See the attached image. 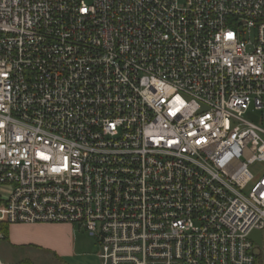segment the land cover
Returning a JSON list of instances; mask_svg holds the SVG:
<instances>
[{"label": "built area", "instance_id": "1", "mask_svg": "<svg viewBox=\"0 0 264 264\" xmlns=\"http://www.w3.org/2000/svg\"><path fill=\"white\" fill-rule=\"evenodd\" d=\"M40 224L264 264V0H0V242Z\"/></svg>", "mask_w": 264, "mask_h": 264}, {"label": "rangeland", "instance_id": "2", "mask_svg": "<svg viewBox=\"0 0 264 264\" xmlns=\"http://www.w3.org/2000/svg\"><path fill=\"white\" fill-rule=\"evenodd\" d=\"M245 117L251 122H260V113L256 111L248 112ZM74 226L80 250L71 259H62L42 248L15 246L9 240L0 242V257L5 264H98L100 247L97 241L81 226Z\"/></svg>", "mask_w": 264, "mask_h": 264}, {"label": "crops", "instance_id": "3", "mask_svg": "<svg viewBox=\"0 0 264 264\" xmlns=\"http://www.w3.org/2000/svg\"><path fill=\"white\" fill-rule=\"evenodd\" d=\"M74 227L72 224L11 225L6 240L15 246L42 248L62 259H71L80 250Z\"/></svg>", "mask_w": 264, "mask_h": 264}, {"label": "trees", "instance_id": "4", "mask_svg": "<svg viewBox=\"0 0 264 264\" xmlns=\"http://www.w3.org/2000/svg\"><path fill=\"white\" fill-rule=\"evenodd\" d=\"M2 229L5 231V233L7 235L8 234V227H3Z\"/></svg>", "mask_w": 264, "mask_h": 264}]
</instances>
